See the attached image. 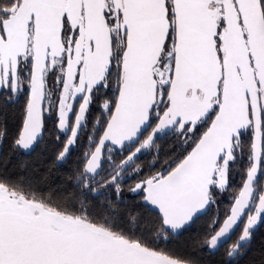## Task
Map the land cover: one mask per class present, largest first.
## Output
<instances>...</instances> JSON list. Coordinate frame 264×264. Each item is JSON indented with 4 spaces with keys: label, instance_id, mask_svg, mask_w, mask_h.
<instances>
[{
    "label": "snow or ice",
    "instance_id": "obj_1",
    "mask_svg": "<svg viewBox=\"0 0 264 264\" xmlns=\"http://www.w3.org/2000/svg\"><path fill=\"white\" fill-rule=\"evenodd\" d=\"M22 92L14 149L31 151L54 112L57 162L82 133L94 148L78 185L119 198L123 174L136 177L128 191L155 222L138 234L134 215L125 228L114 214L90 215L86 201L55 202L0 179V264H198L161 245L215 203L245 150L229 211L197 244L215 253L239 228L220 261L234 264L264 223V0H0V96ZM93 105L101 115L88 134ZM168 134L181 154L145 174L141 154ZM105 163L112 170L98 181Z\"/></svg>",
    "mask_w": 264,
    "mask_h": 264
},
{
    "label": "trees",
    "instance_id": "obj_2",
    "mask_svg": "<svg viewBox=\"0 0 264 264\" xmlns=\"http://www.w3.org/2000/svg\"><path fill=\"white\" fill-rule=\"evenodd\" d=\"M25 103L19 104L17 106V114L19 115L20 123L18 128L15 126V116L16 112L6 109L7 107L0 108V135L2 132L10 134L17 132L20 129V124L23 119V112L25 108ZM14 113V114H12ZM99 105H93L88 116L90 124H95L96 119L100 118ZM14 118V119H13ZM11 120L9 124H6V120ZM7 125V133L2 131L3 126ZM3 127V128H2ZM2 128V130H1ZM16 128V129H15ZM7 139H4L2 146V154L0 158V179H6L9 181H22L25 184L31 185L38 194H42L44 197L49 196L56 197V201L60 202V198L66 194L65 178L50 177L52 169L50 163L45 160L43 157H37L36 160L31 159H17L13 158V155L10 153L12 140L9 138L7 144V153L5 155L6 159H3L4 145ZM158 142H163L160 146V150L154 154L148 155L149 158H146L144 161L143 167H146V173L150 171L149 165H157L158 168H161V165H164L165 161L171 162L176 156L180 155L177 151L179 144L178 137L173 134L172 137H163L158 139ZM244 143L246 140L244 138ZM190 150V149H189ZM9 153V154H8ZM23 157V156H21ZM167 165H165L166 167ZM148 168V170H147ZM154 170V169H153ZM246 165L244 168L241 167L239 160L236 161L234 165L231 166L232 173L245 172ZM137 178H134L136 180ZM133 180V181H134ZM62 186V188H61ZM61 189V190H60ZM65 190V191H63ZM109 197L111 199H109ZM83 201H86L85 207L88 208L89 214L93 217H101L107 214H114L117 217L118 223L123 227H128V219L130 215H134L138 218L137 232L138 234L147 235L150 229L154 226L155 215L147 212L141 203L138 201V198L133 194L129 197H119L117 198L115 193L112 192L108 197L100 199L94 196H86ZM221 206L217 204L214 210L210 215L201 216L196 222L190 227L187 231L183 232L180 236L173 238L167 244H162L161 247L171 255L176 258H185L192 257L198 264H220V261L225 259V254L218 252L213 255L211 252L205 250L202 246H199L197 242H202V239L205 233L210 231L212 222L218 219L221 222ZM219 227V225H217ZM253 261H249L248 264H252ZM255 264V262L253 263ZM258 264H264V260H259Z\"/></svg>",
    "mask_w": 264,
    "mask_h": 264
},
{
    "label": "flooded vegetation",
    "instance_id": "obj_3",
    "mask_svg": "<svg viewBox=\"0 0 264 264\" xmlns=\"http://www.w3.org/2000/svg\"><path fill=\"white\" fill-rule=\"evenodd\" d=\"M24 101H27V94L25 92H22L20 95H18V97H16L12 101H7L3 96H0V108L3 109L5 107H7L6 109L8 110V112H9V110H11L12 112H16L15 116H17V118L14 117L16 128H18L19 123H20V119H18L19 118V115H18L19 111H17L16 109H17V106L19 104L23 103ZM47 106H48L47 102H45V108H47ZM12 114H14V113H12ZM23 115H24V112H23ZM88 116H89V114H88ZM6 121H7L6 124H9V122L11 120L7 119ZM22 121H23V119H22ZM22 121L20 124V129L22 127ZM6 124H5V126H3L4 129L2 130V128H3L2 127L1 130L5 131L7 133L8 131L6 128L7 127ZM92 125L93 124L89 123L88 134H91V126ZM19 130L15 133H12V134H10L8 132L7 136H5L4 132H2L0 135V158H2L1 157V154H2L1 148H2L3 143H4V139H7V141L4 145V152H5V153H3L4 161H5L6 156H7L5 154L7 153V149H8V148H6L7 144H8V140L10 138L12 140V144H13V140L17 136ZM172 135L173 134L164 135V136H162V138L163 137H170V136L172 137ZM57 136L60 137L59 140H57ZM245 140H246V144H247L248 143V137H245ZM63 143H64V135L58 129V125L56 123V114L54 112L51 114L46 112L45 113V119H44V130H43L42 137L34 145L33 149L29 152H25V151H21L18 149H14L11 146L10 153L13 155V158H17V159L36 160V158L39 156L45 158V160L50 163L49 165L52 169L50 177L58 178L60 176V177L66 179V181L64 182L66 194L64 193V196H62L60 198L61 203L72 202V203H75V205L77 207H79L80 202L83 201L84 197H86V196H94L97 198L100 197V199L102 200V199L108 197L110 193L114 192V190L111 188H103L102 187L99 190L100 194L94 195L93 193L88 192L87 189H84L82 186L78 185V181H77L76 177L78 175V169L82 170V167H83V165L81 164L83 154L86 151L94 150V148H92L90 146V144L88 143V141L86 140L84 133H82L80 135L79 141L76 144V146L74 147V149L72 150L71 155L68 157L67 161L57 162L56 156H57L58 151L62 149ZM157 144L162 145L163 142H158V139H157L156 145ZM159 147H158V149L156 147H153L151 149L144 150V152L141 154L140 159L137 161V163L143 167V164H144V161L146 160V158H149L151 156V154H154L155 152L159 151L160 150ZM105 155H106V153H105ZM124 155H126V153ZM148 155H150V156H148ZM21 156H23V157H21ZM121 158H122V156L117 154V155H114L112 157V160L115 163H119ZM238 160H239V163H240L242 168H244V164L247 165V151L246 150H245L242 158H238ZM133 166H135V165H133ZM103 169H104V171L101 172L100 176L96 177V179L98 181L101 180L102 177L106 176L109 172H111V170H112L111 163H105L103 165ZM149 169L151 171H155V170H160L161 168H158L157 165H155V167H153V168L149 167ZM147 170H148V168H147ZM144 173L147 174L146 173V167L144 168ZM134 178H136V177L129 178V175L127 173L123 174V176L121 178L123 180V184H122L123 192L121 193L120 197H123V198L129 197L130 195L133 194L135 197L138 198V201L141 203L139 196L128 191V189L130 187L134 186V184L136 182V180H134ZM243 178H244L243 172H239V173L230 172L229 187L224 192L218 191V194L215 197V203H213L209 206V209H208L206 215H210L211 212L214 210V208L217 206V204H220L221 209H222V212H221V223H222L224 218H225V213L229 211L230 206L233 203L234 194L239 190V188L241 186V182H242ZM61 188H62V186H61ZM63 191H65V190H63ZM48 197L49 196H47L46 198H48ZM51 199L53 201L57 202L56 197H54V198L51 197ZM244 219H246V217ZM192 226H193V224H192ZM238 235H239V228H237L236 232L232 235L231 240H229L228 243L224 245V247L220 248L219 251L216 252V254L218 252H222L223 254H225V251L227 250V248L230 247L231 243H233L236 240ZM213 255H215V254H213ZM233 259H234V264H248V262L250 260L253 261V263L255 262V264H258L259 260H264V223L259 224L256 227V229L254 230L253 238L250 242V246L247 248L245 253L242 256L234 257Z\"/></svg>",
    "mask_w": 264,
    "mask_h": 264
},
{
    "label": "water",
    "instance_id": "obj_4",
    "mask_svg": "<svg viewBox=\"0 0 264 264\" xmlns=\"http://www.w3.org/2000/svg\"><path fill=\"white\" fill-rule=\"evenodd\" d=\"M168 135H169V134H168ZM208 209H209V206H208V208H207V211H208ZM207 211H206V213H207ZM206 213H205V214H206ZM205 214H203V215H205ZM203 215H201V216H203ZM201 216H200V217H201ZM216 252H217V251H216ZM216 252H215V253H212V254H216Z\"/></svg>",
    "mask_w": 264,
    "mask_h": 264
}]
</instances>
